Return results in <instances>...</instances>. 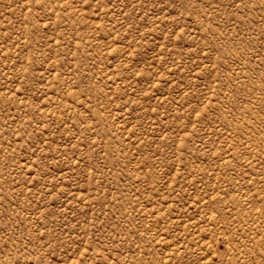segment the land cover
<instances>
[{
    "label": "rangeland",
    "instance_id": "374dc122",
    "mask_svg": "<svg viewBox=\"0 0 264 264\" xmlns=\"http://www.w3.org/2000/svg\"><path fill=\"white\" fill-rule=\"evenodd\" d=\"M0 264H264V0H0Z\"/></svg>",
    "mask_w": 264,
    "mask_h": 264
}]
</instances>
